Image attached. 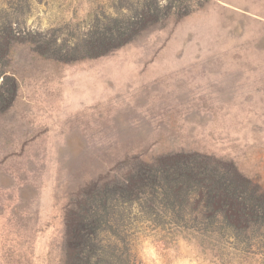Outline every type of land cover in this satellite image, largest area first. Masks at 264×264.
<instances>
[{"label": "rangeland", "instance_id": "1", "mask_svg": "<svg viewBox=\"0 0 264 264\" xmlns=\"http://www.w3.org/2000/svg\"><path fill=\"white\" fill-rule=\"evenodd\" d=\"M149 1L0 0V264H264V0Z\"/></svg>", "mask_w": 264, "mask_h": 264}, {"label": "trees", "instance_id": "2", "mask_svg": "<svg viewBox=\"0 0 264 264\" xmlns=\"http://www.w3.org/2000/svg\"><path fill=\"white\" fill-rule=\"evenodd\" d=\"M201 1L202 0H180L178 1L179 6H177L176 4H172L171 0L164 2L150 0L149 3L146 4V10L141 14L110 16L108 18V23L102 29L90 31L79 44H75L71 47L59 45V51H63V54L75 55L76 58H92L104 55L105 53L117 49L131 41L139 32L141 26L146 25L148 21H156L161 14L165 15L167 12L170 13L173 8L177 7L180 9L185 8L186 12H183L182 15L187 14L190 10L196 8L197 5L200 6ZM5 79L8 80L10 78L5 76L4 83L0 85V88L5 84ZM14 85V82H11L13 88ZM9 92L7 93L9 94ZM13 94L14 90L10 92V98ZM184 176L189 180H191V178H196V174L192 171H187ZM209 194L211 195L212 192ZM241 206L240 203H236L235 207L239 211V207Z\"/></svg>", "mask_w": 264, "mask_h": 264}]
</instances>
